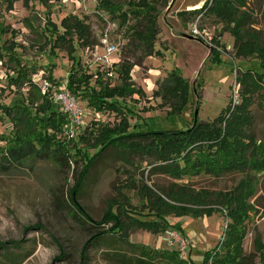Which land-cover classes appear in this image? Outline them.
I'll return each mask as SVG.
<instances>
[{"label":"rangeland","instance_id":"1","mask_svg":"<svg viewBox=\"0 0 264 264\" xmlns=\"http://www.w3.org/2000/svg\"><path fill=\"white\" fill-rule=\"evenodd\" d=\"M46 1L43 4L39 0H0V49L4 52L3 46L12 42L21 64L39 70L31 77L36 88L29 90L26 85L15 87L9 82L15 77L13 67L6 57L3 58L0 61L1 106L24 104L27 99L39 103V94L44 95V88L47 91L51 88L47 80L51 69L52 78L59 88L71 69L72 61L69 60L66 42L54 45V39L63 33L62 19L71 15L85 21L90 30L89 47L83 48L75 37L72 42L76 48L74 68L94 75L91 85L96 72L105 74L109 71L111 75H105V81L112 87L118 86V64L124 59L133 64L130 82L134 90L142 93L117 99L124 112L134 114L128 116L132 130L185 131L198 123H210L230 101L238 103L239 86L235 77L240 71L252 69L264 76L260 59L253 56L235 58L233 37L226 25L214 17L184 14L200 8L205 0L153 1L158 27L153 42L154 53L159 54L152 53L151 56L144 55V49L132 39L127 29L120 28L117 21L97 11L95 0ZM109 1L125 4V0ZM187 6L192 7L188 9ZM263 6V0H251L248 4L253 20L251 28L261 32L264 41ZM127 9L124 6V10ZM49 22L57 30L53 31ZM134 24L139 25L130 17L127 26ZM192 25L206 30L210 42L185 38L190 36ZM105 35L108 44L117 49L110 56L102 44ZM211 51L220 55L219 62L209 60ZM103 56H107L109 61L102 63L100 59ZM173 70H178L176 76L188 85L186 104L179 112L171 111V107L180 106V97L161 91L162 84ZM57 88H52L51 95ZM77 101L83 112L84 127L75 129L73 139L67 138L64 126L57 132L46 130L47 134L54 135L55 147L68 146L69 162L60 154L50 152L44 159L0 164V264H137V255L116 238L86 246L93 235L103 228H110V224L97 226L93 223L102 219L110 204L120 203L140 214L135 217L151 221L153 217L146 215L154 214L156 208H160L152 195L161 197L171 206L162 192H168L173 186H187L195 194H214L212 199L216 202V195L233 193L238 185L239 190L242 189L241 182L248 178L243 172L211 176L203 171L175 178L155 171L158 164L147 156L146 148L141 153H129V162H122L106 152L93 165L77 197L78 204L93 222L87 221L70 203L69 192L77 183L86 158L97 152L98 142L102 141L99 137L101 130L117 126L120 119L114 113L90 109L79 98ZM250 110L253 123L249 132L259 143L264 137V99L255 97ZM38 131L43 132L44 129ZM14 139L10 121L3 118L0 120V152L15 146ZM77 151L80 153L75 155ZM81 154L86 158L80 159ZM250 175L253 177L252 196L247 202L253 207L242 219V248L245 254L256 251L255 264H264V172ZM213 207L215 212L208 217L167 215L169 223L175 226L170 229L176 230L181 239L189 242L188 258L193 264H203L204 253L222 240L228 219L224 209L217 205ZM167 230L151 234L131 229L127 232V239L131 244L149 249L178 250L170 245ZM155 264L171 263L157 260Z\"/></svg>","mask_w":264,"mask_h":264},{"label":"trees","instance_id":"2","mask_svg":"<svg viewBox=\"0 0 264 264\" xmlns=\"http://www.w3.org/2000/svg\"><path fill=\"white\" fill-rule=\"evenodd\" d=\"M8 2V0H5ZM45 4L46 0H39ZM96 10L117 21L120 28L127 29L132 39L144 49L145 56L154 53V40L158 33L157 15L154 0H125L124 5L112 3L109 0H95ZM251 0H205L200 8L193 11H185L184 14H199L214 17L216 21L226 25L233 37L234 56L238 59H246L251 56L261 60L260 66L264 68V41L261 32L251 28L253 25L251 11L248 4ZM8 5L11 6L9 2ZM264 5V0H263ZM9 6V7H10ZM124 6L128 7L124 10ZM137 20L136 26H127L129 18ZM264 18V6H263ZM53 31L57 28L49 22ZM60 26L63 30L54 39V45L64 44L72 66L67 73L68 91L86 102L87 106L96 112H111L119 117L117 126L104 128L99 137L98 150L91 157L86 158L77 183L69 192V201L79 214L87 221L93 222L83 208L78 204L83 181L89 175L95 162L106 152H110L122 162L131 161L129 153H141L146 148L147 156L155 159V171L157 173L180 177L189 173L204 172L211 176H220L225 173L243 172L248 176L241 182L233 193L216 195V202L212 199L214 194L207 192L192 193L187 186H173L168 192H162L163 198L171 203V206L161 197L152 195L156 213H148L146 216L154 220L145 221L134 215H140L120 203L114 202L109 205L106 213L99 222H93L97 226L111 225L108 229H102L93 235L86 243L98 244L107 239L116 238L131 252L137 255V264H155V261H168L171 264H193L189 258L181 259L175 250H155L143 246L131 244L128 241L127 232L131 229L145 230L151 234H158L166 229L175 227L167 220V215L174 214L177 217L191 216L200 218L211 216L214 205L225 210L228 219L223 232L222 240L215 248L204 253L203 264H255L257 252L245 254L242 248L244 226L242 219L252 210V205L247 201L252 196L251 183L253 177L264 172V137L258 143L250 134L249 130L253 123L250 107L255 97L264 99V76L252 69L240 71L235 77V83L239 86L238 103L230 101L228 106L210 123H198L185 131H147L142 132L130 129L128 116L117 99H124L133 93H142L134 90L130 82V72L133 64L129 60H121L116 70L120 85L110 86L105 81V74L96 72V78L91 85L92 74H86L82 70L74 68L76 51L73 45L75 37L83 47H89L90 30L82 19L76 16H67L62 19ZM0 49V61L7 58L12 65L15 77L10 78V85L21 87L26 85L29 90L36 88L32 82V75L39 71L34 66L26 67L21 64L16 56L14 45L9 42L8 46ZM158 55V52L154 53ZM220 55H214L211 51L209 60L219 62ZM52 69L49 71L47 80L51 88L39 94V103L27 99V103L14 104L13 106L0 105V120L6 118L10 121L14 144L0 152V164L19 163L22 161H34L44 159L48 153L60 154L66 162H69L70 150L68 146L55 147L54 135L47 134L46 130L57 132L67 124L66 116L58 113L53 108L51 90L57 88V83L52 78ZM178 70H173L161 86V91L171 92L180 97V106L171 107V111L179 112L186 104L188 85L179 76ZM0 92L2 89L0 88ZM40 93V92H39ZM169 94V93H168ZM177 108V109H176ZM44 129L43 132L38 131ZM96 146V145H95ZM75 147V146H74ZM80 152H76L78 155ZM76 163V162H75ZM193 175V176H194ZM131 186L135 188L134 182ZM148 188H146V191ZM150 193V192H149ZM155 204V205H156ZM115 208V210H113ZM172 211H171V210ZM169 211V212H168ZM145 216V215H144ZM145 216V217H146ZM179 229V227H178ZM174 230V229H173ZM16 246V244H13Z\"/></svg>","mask_w":264,"mask_h":264},{"label":"built area","instance_id":"3","mask_svg":"<svg viewBox=\"0 0 264 264\" xmlns=\"http://www.w3.org/2000/svg\"><path fill=\"white\" fill-rule=\"evenodd\" d=\"M189 35L194 39L202 41L204 43H209L211 40L206 30L198 28L197 25H192ZM102 44L105 47V51L108 56H110L117 50L114 46L108 44L106 35L102 40ZM100 60L102 61V63L109 61L107 56H103V58H101ZM105 75L110 76L111 72L108 71L105 73ZM45 86L46 84H44L43 88ZM44 89L47 91V88ZM45 90L42 91L43 94L46 92ZM51 98L55 111L62 115H65L68 120L67 124H65L64 126V131L66 132L67 138L73 139L75 135V129L84 127V125H82L83 112L79 108L80 104L78 103L77 98L68 91L67 76L65 77L59 88H57V91L53 93ZM166 237L171 246H176L178 248V250L175 251H177L179 257L186 260L189 256L190 251L189 242L181 239L178 232L172 229L166 231Z\"/></svg>","mask_w":264,"mask_h":264},{"label":"water","instance_id":"4","mask_svg":"<svg viewBox=\"0 0 264 264\" xmlns=\"http://www.w3.org/2000/svg\"><path fill=\"white\" fill-rule=\"evenodd\" d=\"M184 37L187 38V39H189V40H194V38L191 37V36H184ZM195 119H196V113H195Z\"/></svg>","mask_w":264,"mask_h":264},{"label":"crops","instance_id":"5","mask_svg":"<svg viewBox=\"0 0 264 264\" xmlns=\"http://www.w3.org/2000/svg\"><path fill=\"white\" fill-rule=\"evenodd\" d=\"M202 4H203V2H202ZM201 5V4H200ZM189 7H192V6H187V8L189 9ZM199 7H201V6H199Z\"/></svg>","mask_w":264,"mask_h":264}]
</instances>
